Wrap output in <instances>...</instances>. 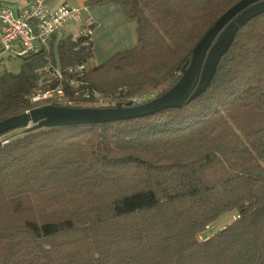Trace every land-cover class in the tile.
<instances>
[{
    "label": "trees",
    "instance_id": "1",
    "mask_svg": "<svg viewBox=\"0 0 264 264\" xmlns=\"http://www.w3.org/2000/svg\"><path fill=\"white\" fill-rule=\"evenodd\" d=\"M237 1L87 0L135 18L136 44L91 67L83 30L94 23L60 37L56 55L53 35L18 56V72L0 73V121L40 105L30 101L37 87L60 83L46 80L48 63L72 107L161 94ZM76 64L82 76L67 72ZM70 79L90 97L73 96ZM0 264H264V12L237 29L208 87L180 107L0 141Z\"/></svg>",
    "mask_w": 264,
    "mask_h": 264
},
{
    "label": "water",
    "instance_id": "2",
    "mask_svg": "<svg viewBox=\"0 0 264 264\" xmlns=\"http://www.w3.org/2000/svg\"><path fill=\"white\" fill-rule=\"evenodd\" d=\"M264 12V0H239L219 16L192 49L188 65L178 80L161 94L136 105L72 107L42 104L0 121V134L22 128L26 133L40 128L105 123L150 115L165 108L180 107L208 87L222 55L230 47L237 29Z\"/></svg>",
    "mask_w": 264,
    "mask_h": 264
},
{
    "label": "built area",
    "instance_id": "3",
    "mask_svg": "<svg viewBox=\"0 0 264 264\" xmlns=\"http://www.w3.org/2000/svg\"><path fill=\"white\" fill-rule=\"evenodd\" d=\"M80 19V10L66 2L56 8H50L44 0H30L17 9L9 5L0 6V48L13 52L16 56L38 52L41 48L47 47L50 38L62 27ZM83 32L89 33L90 30L84 29ZM85 69V64H76L69 67L67 72L82 76ZM44 73L47 81L58 79L60 83L55 86L37 87L30 95V101L62 106L72 105L73 100L65 96L62 71L48 63L44 67ZM67 84L72 88L73 96L90 97L88 91L80 88L84 82L70 79L67 80ZM93 94L98 103L103 102L100 95ZM144 96L143 94L131 97L128 103L136 105L145 102Z\"/></svg>",
    "mask_w": 264,
    "mask_h": 264
},
{
    "label": "crops",
    "instance_id": "4",
    "mask_svg": "<svg viewBox=\"0 0 264 264\" xmlns=\"http://www.w3.org/2000/svg\"><path fill=\"white\" fill-rule=\"evenodd\" d=\"M29 1L30 0H0V6L9 5L17 9L24 6ZM44 1L50 8H56L66 2L80 10V21L73 22L75 24L72 27L68 26L69 24L62 27L54 34V40L68 33L76 36L80 33L82 27L94 23L93 29L89 32L93 48V56L88 60V64L91 67L105 62L116 52L132 48L136 44L137 22L135 18L128 17L118 4L107 3L89 6L85 3L87 0ZM11 56L16 55L13 52L5 51L0 48V73L4 70H10L7 66ZM235 216V214H232L228 223Z\"/></svg>",
    "mask_w": 264,
    "mask_h": 264
},
{
    "label": "rangeland",
    "instance_id": "5",
    "mask_svg": "<svg viewBox=\"0 0 264 264\" xmlns=\"http://www.w3.org/2000/svg\"><path fill=\"white\" fill-rule=\"evenodd\" d=\"M70 27H72L75 23H68ZM58 38L54 40L53 43V52L56 55V44H57ZM20 64H21V59L16 57V56H11L9 64L7 67L10 68V71L13 72H18L19 68H20ZM89 65V64H88ZM159 89L157 90H151L149 92H147L146 94H144L145 96L143 97L145 99V101L150 100L151 98L155 97L156 94L158 93ZM113 104L114 102H108L106 104ZM42 103H40L41 105ZM22 128H17L3 136L0 137V141H5L8 138H11L13 136H16L18 134H20ZM234 210H231L229 212H226L224 214H222L220 217H218L215 221H213L203 232L200 233V235L203 237H205L206 235H210L212 233H214L215 231H217L218 229L222 228L223 226H225L226 223H228V221L231 219L232 214H234ZM234 219V218H233ZM200 237V236H199Z\"/></svg>",
    "mask_w": 264,
    "mask_h": 264
}]
</instances>
